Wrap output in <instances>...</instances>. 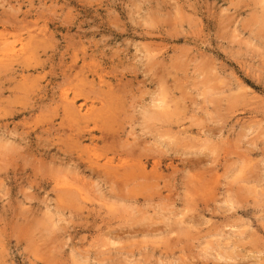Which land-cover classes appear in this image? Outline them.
Returning <instances> with one entry per match:
<instances>
[{"label":"rangeland","instance_id":"obj_1","mask_svg":"<svg viewBox=\"0 0 264 264\" xmlns=\"http://www.w3.org/2000/svg\"><path fill=\"white\" fill-rule=\"evenodd\" d=\"M3 4L0 146L14 151L0 161L2 264H32L30 233L53 208L75 212L74 223L41 237L45 259L65 240L103 264H188L193 234L176 219L186 208L185 224L250 223L264 251L256 0ZM237 171L255 188L234 216H216L208 210Z\"/></svg>","mask_w":264,"mask_h":264},{"label":"clouds","instance_id":"obj_2","mask_svg":"<svg viewBox=\"0 0 264 264\" xmlns=\"http://www.w3.org/2000/svg\"><path fill=\"white\" fill-rule=\"evenodd\" d=\"M3 0H0V7H3ZM255 8L257 14L264 21V0H256ZM14 151L12 145L0 146V161L7 159ZM242 171H237L231 183L234 188L228 191L224 197L217 196L213 200L215 209H209L214 215L234 216L242 207L238 202L239 198L247 195L245 189L255 188L254 185H248L243 180ZM261 195V211L257 217L258 226L264 232V186L257 189ZM189 199L193 197L189 196ZM193 209L186 208L176 219L177 222L190 230L192 235V244L194 255L188 264H264V251L256 253L255 251V233L256 228L248 222H244L243 227L229 225L227 228L217 227L211 219L201 217V223L194 226L192 223L185 224V218L190 216ZM75 212L71 210L61 211L53 208L46 212L41 222L30 233L33 238V251L35 256L32 264L43 260L44 264H103L101 260H92L89 258L91 249H75L69 241L61 240L60 246L55 248L59 255L57 258L45 259L41 250V237L48 239L54 235L63 232L65 229L71 230L74 223ZM175 235V233H173ZM260 246L264 249V235L260 238ZM107 245L101 246L103 251ZM65 249L69 251L65 252ZM49 257L52 253L48 254ZM2 264V262H0Z\"/></svg>","mask_w":264,"mask_h":264},{"label":"bare ground","instance_id":"obj_3","mask_svg":"<svg viewBox=\"0 0 264 264\" xmlns=\"http://www.w3.org/2000/svg\"><path fill=\"white\" fill-rule=\"evenodd\" d=\"M13 49V51L14 52H11V53H14V54H16V53H18V52H16V49H14V48H12ZM11 49V50H12ZM5 54V53H4ZM3 54V55H4ZM7 55V54H6ZM18 55V54H17ZM14 57V56H13ZM1 60V59H0ZM67 100H69V98H67ZM75 100H73L72 101V103H70V104H73V102H74ZM84 103V102H83ZM160 103V102H159ZM166 103V102H165ZM165 103H164V105H165ZM77 105V104H76ZM79 105V104H78ZM160 105V104H159ZM73 106V105H72ZM72 106H70V107H72ZM85 106V105H84ZM156 106V105H155ZM79 107H81V108H83V106H81V105H79ZM79 107H78V109H79ZM162 107V106H161ZM74 108V107H73ZM76 108V107H75ZM159 108H160V106H159ZM157 109V108H156ZM166 109V108H165ZM66 110V109H65ZM104 110V109H103ZM162 110H163V107H162ZM167 110V109H166ZM77 111V110H76ZM162 112V111H161ZM88 113H90V111H87L86 112V114H88ZM93 113V112H92ZM103 113V112H102ZM71 115V114H70ZM69 116V115H68ZM75 116V115H74ZM76 117V116H75ZM74 118V117H73ZM87 118V117H86ZM166 119V118H165ZM92 139V138H91ZM95 165V164H94ZM122 168V167H121ZM99 170V169H98ZM109 173V172H108ZM81 191V190H80ZM84 191V190H83ZM170 214V213H169ZM158 232V231H157Z\"/></svg>","mask_w":264,"mask_h":264}]
</instances>
